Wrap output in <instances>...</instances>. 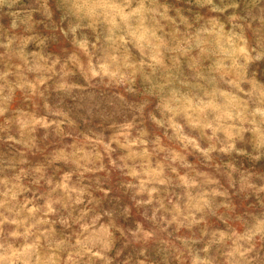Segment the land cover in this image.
<instances>
[{
  "label": "rangeland",
  "instance_id": "obj_1",
  "mask_svg": "<svg viewBox=\"0 0 264 264\" xmlns=\"http://www.w3.org/2000/svg\"><path fill=\"white\" fill-rule=\"evenodd\" d=\"M0 264H264V0H0Z\"/></svg>",
  "mask_w": 264,
  "mask_h": 264
}]
</instances>
